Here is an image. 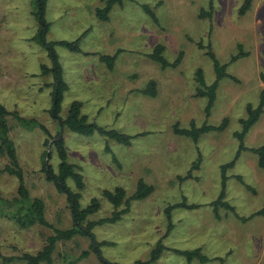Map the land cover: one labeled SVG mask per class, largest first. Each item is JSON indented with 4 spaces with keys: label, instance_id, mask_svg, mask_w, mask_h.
Instances as JSON below:
<instances>
[{
    "label": "rangeland",
    "instance_id": "1",
    "mask_svg": "<svg viewBox=\"0 0 264 264\" xmlns=\"http://www.w3.org/2000/svg\"><path fill=\"white\" fill-rule=\"evenodd\" d=\"M44 1L46 30L40 41L37 0H0V104L10 113L42 124L50 134L46 148V136L38 127L7 118L29 197L43 202L48 223L58 230L73 225L67 197L41 171L47 151L49 164L57 172L59 159L52 143L58 136L67 163L82 176L81 191L74 181H67L72 192L79 194L80 209L93 200L98 206L84 226L111 218L116 211L104 191L122 188L128 199L137 192L139 182L153 189L142 200L122 204L117 212L123 213L115 223L93 228L100 258L106 263L147 262L160 243L163 250L153 264H201L198 259L188 263L172 250H199L209 259L220 258L205 264H264V216H254L264 206V168L250 151L264 146V107L242 139L243 150L239 151L240 141L235 138L242 131L248 107H257L264 90L260 79L264 74V0H253L244 15L239 14L244 0H214V10L206 18L199 15L202 9L209 12V0H123L110 9L107 22H100L93 13L105 6L100 0ZM76 40L79 52L59 44ZM43 42L53 43L67 90L59 118L65 120L70 105L79 102L87 124L129 137L128 144L99 131L86 136L63 126L60 133L61 123L52 117L53 79L41 69L52 67ZM157 45L163 46V58L169 64L181 54L179 64L163 69L152 61L149 55ZM240 49L245 56L231 62ZM209 50L226 66L206 113L209 99L197 92L206 91L217 79ZM101 56H115L111 70ZM102 67L108 73L98 83L94 74ZM197 70L202 71L203 83L194 81ZM151 81L154 97L143 93ZM98 93L104 97L97 99ZM224 120V128L202 133L197 142L174 131L175 127L190 130L192 123L195 128H218ZM232 162L223 171L222 166ZM6 164L7 159L0 156V171ZM189 170L191 177L185 179ZM16 190V178L0 173L2 200L15 197ZM222 190L224 205L216 206L217 219L208 204L218 200ZM187 204L199 207L187 209ZM0 208L4 257L35 254L53 235L50 228L18 227L9 217L12 209ZM89 245L81 235L59 242L54 263L101 264ZM84 251L88 257L78 261ZM0 264L24 263L0 260Z\"/></svg>",
    "mask_w": 264,
    "mask_h": 264
},
{
    "label": "trees",
    "instance_id": "2",
    "mask_svg": "<svg viewBox=\"0 0 264 264\" xmlns=\"http://www.w3.org/2000/svg\"><path fill=\"white\" fill-rule=\"evenodd\" d=\"M100 1L105 3V6L103 9L96 11L97 17L101 21H107L108 13L110 9L117 4L121 5L123 2V0H100ZM252 2L253 0H244V2L242 3L239 9V14L244 15L251 8ZM212 3H213V0H209V6L207 10L209 12L207 13V12L201 11L199 17L206 18V17L211 16V12L213 11ZM37 5H38V11H39L38 16H39V21H40V26H41V30H38L39 39L40 41L41 40L43 41L44 40L43 35L46 30V25L43 20L45 1L37 0ZM59 44L68 48L69 50L76 51V52L80 51L78 48V41L73 42V43L60 42ZM42 46L48 50L49 57L52 60L51 69H48L45 66L41 68L43 74H51L53 77V84H52L53 85V95L52 96H54V103H53L52 109L54 108V111H53L54 116L52 117L58 120L59 123L67 127L72 132H75L81 135L90 136L93 134L94 131H99L101 135H107L108 137L112 139L114 138L118 140L119 142L128 144L129 137H123L115 132L105 133L103 130L96 127L94 124H90V123L87 124V118L81 114V104L79 102H73L70 105V108L67 112V116L65 120H61L59 118L58 112H59L60 104H61L62 97H63L62 95H63V92L66 90V88L62 82L61 70H60L59 65L57 64L56 55L53 52V43L48 44L46 42H43ZM163 51H164L163 46L161 45L155 46L152 54L149 56L150 59L160 64L163 69L167 67H176L180 62L181 54L179 55L178 59L174 63L169 64L163 58ZM208 56L210 57V59L212 60L214 64L215 71L217 72V79L214 81V83L211 86L206 88V91L198 90L197 92V95H201V96L206 95L209 99L206 113L209 112V109L211 108L214 102L215 89L218 85V81L220 80V78L225 76L224 72L222 74V70L224 71L225 69L224 67L226 66V65H220L218 61L216 60L215 55L210 50L208 52ZM241 56H245V53H243L242 50L240 49V53L233 56L230 61L234 62L237 59H239ZM114 59H115V56H101L100 57V60L102 62H105L108 65L110 70L112 69L111 67L113 66ZM195 78L198 83H203V75H202L201 70H197L195 74ZM260 79H261V82L264 84V74L261 75ZM143 93L150 97H154L156 95L155 83L151 81L147 85ZM263 107H264V90H262L260 93L259 103L257 107L255 108L248 107L247 118L245 120H241L242 131L240 133L235 134V138L237 137L240 141L239 151L244 149L241 144L242 139L245 136L246 132L253 125H255V123L258 121L260 115L263 112ZM9 116H12L22 126H32L33 125V126L38 127L46 136V139L44 141L45 147L47 148L50 143V140H49L50 134L45 126H43L42 124H39L35 120L23 119L16 112L10 113L6 110V108L2 104H0V156L7 159V164L0 171V173L14 176L17 180L16 196L9 200H2L0 196V207L5 206V207L12 209V213H10L9 217L16 223L18 227L29 228V227H34V226H40L44 228H50L53 230V235L47 238L45 245L42 247L40 251H38L35 254L26 253L20 257L6 258L2 255L0 251V260H2L3 263L21 262L24 264H55L53 260V255H54V252L56 251L57 244L59 242H69L76 235H81V236L86 237L89 240L90 242L89 251L97 256L99 262L101 264H108L100 258V253H99L100 244L96 243L95 241V237L92 232L93 228L96 225H100L104 223H115L117 220L120 219V216L123 213V212H120V213L117 212V209L122 204L128 205L129 202L132 200H142L146 198L150 193H152V190H153L152 187L150 186L148 187L142 182H139L137 192H135L128 199H125V192L122 188H117L114 192L104 191V196L113 205L116 211L112 214L111 218L101 220L97 223L89 222L87 223L86 226H84L83 223L86 221L87 217L95 213L98 206L93 200L87 208L80 209V206L78 204L79 194H75L72 192V190L67 185V181L69 179L74 181V183L76 184L77 190L81 191L83 189L82 176L79 174V172L77 171L74 165L67 163L66 153L64 150V143L62 140H57L58 136H56L52 144L54 145L57 151V155L59 159L57 172H55L52 166L49 164L50 153H48L47 151L43 153L41 171L45 179L48 182L53 183L59 193L64 194L67 197V201L69 203V207L71 210L73 225L71 229H67V230L54 229L53 226L50 225L45 218V214H44L45 208H44L43 202L39 199H30L29 197L28 189L25 185V180L23 177V171L19 166L16 148H15L13 141L11 140L9 136L10 128H9V124L7 121V118ZM191 125H192V128L190 130H184V129H179L175 127L174 131L176 134L180 136L191 138L194 142H197L199 136L202 133L210 131V130L218 131L224 128L226 125V120H224L223 124L218 128H213L210 126H203L202 128H195L193 123ZM250 151L258 155L259 166L261 168H264V146L260 148H256V149H250ZM239 153L240 152H237L236 154L237 157ZM196 165L197 164L192 166V170L196 169ZM232 165H233V162L228 165L222 166L223 171L224 169ZM190 173L191 172H189L186 175L185 179L191 177ZM179 179L182 180L184 178H179ZM225 179H226L225 175L222 174V183H221L222 185L223 183H225ZM224 197H225V192L222 190L221 194H219L218 200H216L213 203L215 210L217 208L216 207L217 205L219 204L224 205L222 203ZM176 206L178 207V205ZM176 206H173V207H176ZM184 207L187 209H195L198 206L185 205ZM254 216H264V206L261 210L256 212ZM170 226H168V228H170ZM162 250H163V247L159 243L157 248L153 250L149 261L142 262V263L137 262L135 264L155 263L159 259ZM175 252L185 257L188 263H190L193 259H198L201 264H205L209 261V259L204 257L200 253L199 250H195L192 252H180V251H175ZM88 255H89V252L84 251L77 260L80 261L88 257Z\"/></svg>",
    "mask_w": 264,
    "mask_h": 264
},
{
    "label": "crops",
    "instance_id": "3",
    "mask_svg": "<svg viewBox=\"0 0 264 264\" xmlns=\"http://www.w3.org/2000/svg\"><path fill=\"white\" fill-rule=\"evenodd\" d=\"M213 1H214V0H213ZM94 2L97 3L95 0H94ZM103 5H105V4L103 3ZM213 5H214V4H213ZM103 8H104V6H102L101 8H97V9L94 10L93 13H95V15L97 16L96 11H98V10H100V9H103ZM204 10H205V9H202L201 11H204ZM213 10H214V6H213ZM98 20H99L100 22H104V21H101L99 18H98ZM105 22H107V21H105ZM86 33H87V32H84V35H85ZM76 41H77V40H76ZM76 41H75V42H76ZM119 50H120V49H119ZM88 53H93V52H88ZM88 53H84V54H87V55H88ZM93 54H94V53H93ZM150 55H151V54H150ZM150 55H149V56H150ZM99 59H100V58H99ZM100 61H101V60H100ZM107 69H108V68H107ZM105 70H106V68H103V67H102V68H99V69H97V74H94L96 77H98V83H100L99 79H100V80H105V74L108 73V72L105 73V72H106ZM108 70H109V69H108ZM102 72H104V73H102ZM50 75H51V74H50ZM51 78L53 79L52 75H51ZM88 80H89V79H88ZM194 81H196L195 78H194ZM52 83H53V81H52ZM49 85H51V84L49 83ZM90 86H91V88H94V85H93V84H91ZM65 91H67V90H65ZM65 91H64V92H65ZM64 92H63V93H64ZM100 97L103 98V97H104V94H103V93H101V94L98 93V95H97V99H100ZM83 116H84V115H83ZM85 117H86V116H85ZM191 168H192V167H191ZM189 171H190V170H189ZM189 171H188V172H189ZM190 172H191V171H190ZM192 173H193V172H192ZM214 202H215V201H214ZM214 202L209 203L208 206H210V207L212 206V207H213L214 214H215L217 208H216V210H215V207H214V205H213ZM187 205H190V204H187ZM196 206H197V205H196ZM198 207H199V206H198ZM198 207H197V208H198ZM195 209H196V208H195ZM230 209H232V207H230ZM215 216H216L217 219H219L217 213L215 214ZM175 251H179V250H172L173 253H174ZM180 252H186V251H180ZM187 252H188V251H187ZM203 256H204V255H203ZM204 257H206V256H204ZM206 258H208V257H206ZM208 259H209V258H208ZM213 260H220V258H212V259H209L208 262L213 261ZM208 262H207V263H208Z\"/></svg>",
    "mask_w": 264,
    "mask_h": 264
},
{
    "label": "water",
    "instance_id": "4",
    "mask_svg": "<svg viewBox=\"0 0 264 264\" xmlns=\"http://www.w3.org/2000/svg\"><path fill=\"white\" fill-rule=\"evenodd\" d=\"M53 114H54V113H53ZM62 127H63V125L61 124V125H60V133H61ZM60 138H61V137H59V140H60Z\"/></svg>",
    "mask_w": 264,
    "mask_h": 264
}]
</instances>
